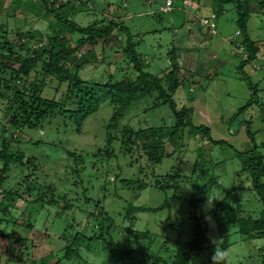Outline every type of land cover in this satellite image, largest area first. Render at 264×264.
Here are the masks:
<instances>
[{
    "label": "rangeland",
    "instance_id": "374dc122",
    "mask_svg": "<svg viewBox=\"0 0 264 264\" xmlns=\"http://www.w3.org/2000/svg\"><path fill=\"white\" fill-rule=\"evenodd\" d=\"M37 1L0 0V71L6 65V79L10 66H19L10 50L15 56H26V47L35 42L47 44L56 32L55 26H49L52 16L37 17L35 7L27 3ZM69 1L80 8L70 17L80 27H103L113 16L121 19L145 72L161 76V86L176 111L191 109V122L202 129L193 132L191 125L178 127V122L186 124L188 119L176 118L152 91L121 111L109 100L101 101L78 132L73 122L57 115L46 118L36 130L15 132L19 140H11L12 128L4 130L11 93L0 85V150L6 139L12 152L18 148L24 155L23 163L10 162L0 186V264H173L177 242L192 240L196 222L205 228L206 242L194 251L189 264H264V237L250 227L263 215V206L239 159V152L252 147L246 135L250 123L257 155L264 163V57L259 54L244 67L252 84L257 85L256 103L250 102L252 92L238 72L241 56L229 44L222 51L230 54L226 58L219 54L230 64L218 76L216 94H202L180 64L178 77L183 81L175 91L170 90L169 73L176 61L173 48L202 49L194 43L206 29L199 22L201 16L215 24L207 43L210 52L221 48H212L213 40L223 35L221 29L232 36L230 41L238 38L232 35L237 30L233 4H224V12L214 16L208 7H219V2L174 0L173 10L158 18L150 13L164 0H154L152 5L146 4L148 0ZM250 3L253 10L247 30L264 49V0ZM25 33H32L31 40L22 39ZM113 33L117 37L105 44L98 39L75 53L86 59L79 70L82 80L106 83L108 78L111 82L123 77L138 79L139 73L123 51L126 35L116 30ZM179 35L181 41L176 38ZM65 37L66 46L74 49L81 35L73 32ZM20 41L27 46L20 48ZM43 71L38 64L25 85L44 79L41 96L71 107L72 100L65 98L68 82L44 77ZM233 77L235 85L221 83ZM21 83H17L19 87ZM224 87L227 94L222 92ZM247 104L249 107L233 119ZM113 113L116 117L111 119ZM203 127L210 129L214 140L228 145L212 143ZM150 129L157 130L155 136ZM156 141L161 146L156 147L158 156L152 158L148 143ZM27 158H32L33 165L24 163ZM2 164L0 160V169ZM51 196L55 203L47 201ZM242 226L244 231L240 232ZM8 243L13 248L9 252Z\"/></svg>",
    "mask_w": 264,
    "mask_h": 264
},
{
    "label": "trees",
    "instance_id": "16d2710c",
    "mask_svg": "<svg viewBox=\"0 0 264 264\" xmlns=\"http://www.w3.org/2000/svg\"><path fill=\"white\" fill-rule=\"evenodd\" d=\"M153 1L154 0H151L150 3L146 4L152 5ZM171 1L173 4L174 0ZM213 1L219 2L220 11H224V4L226 3H232L234 6L237 16L236 27L238 35L236 34V36L238 38L234 41H230L229 45L233 48L234 43H240V45L244 47V51L247 53V58L243 59L241 57L237 68L242 80L246 82L248 88L252 92V99L250 100V102L256 103L258 102L256 96L258 90L257 85L252 84L250 77L244 71V67L256 60L258 55L262 53L264 49L260 48L258 41L253 40L249 36L247 30V22L253 10L251 8L250 0ZM27 3L30 8L35 7L34 14L37 17L40 16L47 18L49 16H52V20L51 23H49V26H55L56 32L51 37H48L50 39L49 43L43 44L42 42H35L32 47H26V56H15L12 50H10V56H14V63H18L19 66L17 68H12V66H10L11 68L9 67V79H6V77L3 76L6 72L4 71V69H6V65L3 66L0 71V85H2L5 91L9 90V94L11 93V95H9L11 99V106H9L8 108L6 125L4 127V130L6 131H8L10 127L13 130V133H11L10 137L8 138L18 141L19 139L15 132L23 131L25 128L36 130L41 127L42 122L46 118L57 115H59L60 117H64L65 120L68 119L69 121L73 122L74 126L76 127V131L78 132L85 119L98 110L101 101L107 99L114 107L117 106V108H119V111H121L125 110L131 102L138 100L143 95L151 94L152 91H156L159 94V98H161L162 101L166 102L169 105V108L176 118L182 120L183 117H186L188 119L186 124H183V122L181 121L178 122V127L183 125H191V130L193 132L201 131L202 125H194L191 122V109H181V111H176L174 102L172 101L166 90L161 86L163 80L161 76H155L151 75L148 72H145V66L141 64L139 57L136 55L135 50L131 45V36L129 30L124 25V23H120L121 19L116 20L113 16V18L109 19L108 23L103 27L89 26L83 28L77 25L70 18L71 15L75 14L80 9L74 4L70 3V1L61 5H56V0H53L52 2H50L49 0H38L36 2L37 4H29V2ZM84 3L85 2L82 1V4ZM162 5H159V7ZM155 10H153V12H151L150 14L152 16H157L158 18H160L161 13H169L173 10V8L167 12L159 11V9H157L156 11ZM185 15L188 14L186 13ZM184 21L186 20L184 19ZM1 28L2 27H0V29ZM115 30L116 32L120 31L126 35V45L123 51L125 52V54L129 55L130 61L133 63V67L139 73L138 79L135 81H131L123 77V79L119 82H111L110 78H108L106 83H88L87 81L82 80L79 77V70L85 64L86 59L80 54H78V57H76L75 53L85 44H94L98 39L102 40V42H104L105 44L109 39L117 37V35L113 33ZM73 32H78L81 35V37L77 40L78 46L74 49L66 46L65 37L66 34H70ZM31 37H33L32 33H25L23 34L22 39L27 38L31 40ZM19 45L22 49L24 48V46H27L26 43H22L21 41L19 42ZM55 46H58V49H56ZM9 48L12 49L13 47L9 45ZM173 52L176 61L174 64L175 66L173 65L171 67L169 73V76H171L169 78V80H171V91H175L178 85L183 81L181 77H178L180 66L178 65L179 62L177 58L176 48H173ZM238 56L242 55L238 54ZM75 61H77V64L73 65ZM38 64L41 65L42 70H44V77L55 76L59 77L62 81L68 82L65 98L72 100L71 107L66 108V104L64 102H59L54 99L44 98L41 96L42 89L45 84L44 79L38 82L34 80L25 85L24 81L27 80L30 72L35 70ZM17 83H21L23 85L19 87ZM4 94L5 93H2V95ZM249 104L240 107L234 114L233 119L243 113L249 107ZM115 117L116 116L113 113L111 119ZM249 126L250 123H247L246 135L250 139L252 147L250 149L239 152V159L241 169L251 177L253 189L259 196V199L262 202L263 206V215L261 216V218L256 219V221L251 222L250 227L253 231H256V233L258 232V234L261 233L264 237V181H261V179L264 177V163L261 156L257 155V146L255 145L254 135L251 132ZM203 128L206 136L208 137V139L210 138V141L212 143L228 145L226 141L214 140L211 136H209L210 129L208 127ZM4 130L2 131L4 132ZM149 131L153 136H155L157 130L150 129ZM127 133H124L123 136L125 137ZM128 140L129 138L127 137L125 142H127ZM153 143H148V147L151 150L150 152H152V158L158 156L156 147L161 146V143H159L158 141H156L154 144ZM68 154L72 157L74 156L72 152L68 151ZM241 155L243 157H241ZM23 158L24 155L20 149L17 148L12 152L10 150L9 141L3 139L0 150V160L3 163L0 169V186L3 184L5 175L9 171L10 162L17 161L23 163ZM24 163H26L27 165H33V160L32 158H27ZM33 168H35V166ZM140 187L141 186H139V188ZM30 190L31 189H29V191ZM41 199L43 200L44 198L41 197ZM47 201L50 204L56 202V200L52 196ZM239 231H244L243 226L239 229ZM246 235H248V233H246ZM0 236L2 237L3 234L0 233ZM205 242V228H202L200 224L196 222L192 240L184 243L177 242V251L174 257L173 264H189V260L194 251L201 248ZM6 246V251L9 252L13 250L11 244L8 243ZM114 247L120 250L118 246L114 245Z\"/></svg>",
    "mask_w": 264,
    "mask_h": 264
},
{
    "label": "crops",
    "instance_id": "0c3cea01",
    "mask_svg": "<svg viewBox=\"0 0 264 264\" xmlns=\"http://www.w3.org/2000/svg\"><path fill=\"white\" fill-rule=\"evenodd\" d=\"M198 8L199 7H197L196 9H198ZM208 10L210 11L209 13H212L214 16L216 14L220 15V13L222 14L224 12V11H220V8L218 6H216V7H210L209 6ZM204 17H207V16H201V18H204ZM220 31L223 33V35H221L218 38V40L221 39L222 42L218 41L216 39H214L212 42V44H215L214 46H212V48L221 47L218 49L219 51L218 50L217 51L212 50V52H210V50L207 46V43L211 41V37L208 34L207 28L205 29L204 35H202V33L200 32L201 40H199L200 39L199 38L196 41V37H195V41L192 40V41H194V43L197 42L196 45H198V44L201 45L202 49L199 48V49H196L197 50L196 51V50H194V47L192 48L190 45H189L190 47H188L186 49H181L179 46L176 47L177 48L178 62L180 64V66L182 65L181 69L186 72V74L190 78V81L192 82V84H194L193 86H195V84L198 87L200 86L201 93L205 94V95H210L212 92L215 93L217 91L216 88H217V82H218L217 79H219L218 76L221 75L222 70L224 71V69L227 68L228 65L230 64L229 59H220L219 54L221 53L224 58H226L227 55L230 54L229 51H222V48H224L225 45L229 44L230 40L233 38H232V36H228L227 34H225L223 29H221ZM236 31H235V33L234 32L232 33L233 36L236 35ZM181 34L180 35L183 36L185 34V32L181 33ZM180 35L176 36V38L181 41L182 38H179ZM202 38H203V40H202ZM209 38H210V40H209ZM180 41L177 42V44L180 43ZM258 43H260V42H258ZM259 46H260V44H259ZM180 52H182V55L180 54ZM213 68L216 69L215 70L216 74L214 71L210 72L211 70H213ZM256 69L257 68L254 67L252 73L255 74ZM206 72H210L212 74V76L210 73L206 74ZM213 73L217 76H215ZM228 79H229V76H228ZM234 82H235V78L233 77L230 80V82H221V83L223 85L225 84V86H227L228 83L235 85ZM223 90L226 91L225 94H227L229 91L227 87H224V89H222V92H224Z\"/></svg>",
    "mask_w": 264,
    "mask_h": 264
},
{
    "label": "built area",
    "instance_id": "2783aa9c",
    "mask_svg": "<svg viewBox=\"0 0 264 264\" xmlns=\"http://www.w3.org/2000/svg\"><path fill=\"white\" fill-rule=\"evenodd\" d=\"M49 1L52 2L53 0H49ZM62 1H65V0H56V3L57 2L59 3ZM150 2H151V0H148V3H150ZM158 9H159V11H162V12H167V11L171 10L172 9V1L171 0H165L164 4L162 6H160ZM199 22L201 23V25L203 27L207 28L209 35H212V33H214V30H213V28H215L214 22H210L208 19H205V17L201 18ZM236 34L238 35V31H236ZM233 49H234L233 51L235 53L242 55L241 57L243 59L247 58V53L244 51V47L241 46L240 43H234ZM260 56L264 57V51H262V53H260Z\"/></svg>",
    "mask_w": 264,
    "mask_h": 264
}]
</instances>
